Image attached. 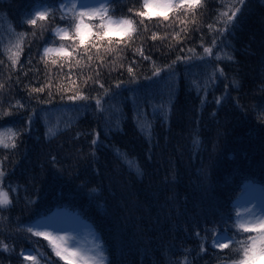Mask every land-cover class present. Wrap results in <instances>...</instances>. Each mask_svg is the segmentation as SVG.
<instances>
[{"label":"trees","instance_id":"1","mask_svg":"<svg viewBox=\"0 0 264 264\" xmlns=\"http://www.w3.org/2000/svg\"><path fill=\"white\" fill-rule=\"evenodd\" d=\"M62 1L0 0V134L19 133L15 149L0 148L2 187L13 201L0 209V241L9 247H0V264H31L24 256L33 250L40 264H65L26 231L56 208L89 223L106 264L228 260L231 249L212 240L235 234L234 200L245 186L264 185V0H204L195 17L179 13L186 24L152 12L131 42L111 34L128 47L93 52L91 67L71 69L70 78L67 66L52 65L55 53L41 60L45 46L71 43L53 35L68 22L59 12L35 27L24 22ZM140 6L109 5L134 19L128 9ZM9 50L19 52L15 66ZM76 92L89 98L69 100Z\"/></svg>","mask_w":264,"mask_h":264},{"label":"snow or ice","instance_id":"2","mask_svg":"<svg viewBox=\"0 0 264 264\" xmlns=\"http://www.w3.org/2000/svg\"><path fill=\"white\" fill-rule=\"evenodd\" d=\"M116 2V0H99L97 6H90L87 0H63L61 6L50 12L47 8L36 9L35 11L28 14V18L24 21L28 25L33 27L38 25V22H44L52 16L55 20V12L60 13V19L67 21L65 27L56 26L53 29V35L58 37L60 40H69L71 43L68 46L61 44L58 47L45 46L41 60L47 64L50 59V54L55 53L56 59H51L52 65H57L61 71L65 66L69 68V78L72 75L71 69L80 68L81 70L85 67H91V61L93 60V52L99 56L100 49L103 48L106 54H113L116 49L112 47L115 44L119 47L121 44L124 47H128L129 43L133 39V36L137 34L141 29H146L144 21L152 20V10H157V14L165 12H173L175 19L179 20V13L183 12L184 16L187 17L191 14L193 17L196 15L197 9L203 7L204 0H141L140 9L129 8V14L139 19H134L132 16H120L114 15L115 9L110 8L109 5ZM239 11V9H237ZM235 15V13H233ZM170 18L167 15L162 16L163 21H168ZM232 21V16L228 17V22ZM195 23V20L192 21ZM179 23L186 24L185 20H179ZM113 32H121L128 35V42L123 38L114 39L111 35ZM34 34V33H33ZM153 40L157 39L155 33H153ZM179 34H177V39ZM23 35L21 34L20 40L17 42V47L22 42ZM71 49V50H69ZM22 50V49H21ZM141 56H143L142 49L137 50ZM206 54L211 53V48L204 49ZM19 52H11L9 50V60L12 65L15 66L18 62ZM79 57V59H77ZM89 63H83L84 60ZM144 59H150L144 57ZM178 59H181L178 57ZM187 59H190L187 58ZM75 61V63H73ZM171 67V66H169ZM128 72L132 73L133 69L128 67ZM159 69H156L154 75L159 74ZM98 75V73H97ZM92 77H88L84 80L86 85ZM98 83V81H95ZM235 83V81H234ZM74 87L77 85L75 81H72ZM50 87V85H45ZM101 88L104 86L101 84ZM0 88L3 85L0 84ZM72 88H68L65 91H72ZM44 88H33L32 92H43ZM107 91V90H106ZM89 97L83 95L80 92H76L73 95L68 96L71 101L76 100H87ZM19 104V102H17ZM2 104V101H0ZM97 107H102L100 98L96 99ZM11 107V105L9 106ZM22 108L23 105H20ZM8 111H4L2 115H9ZM29 121L31 118L29 117ZM9 137H5L0 134V148L4 149H15L17 146L16 140L18 139L19 133L9 130ZM49 133L55 135L51 129ZM93 144L96 140L92 141ZM54 159V158H53ZM3 162L0 161V164ZM131 167V165H130ZM142 171L138 172V175H142ZM4 171L0 168V209L10 206L13 201L9 197V193L4 190L3 178ZM237 219L234 221L232 227L236 229L234 235L227 237L228 242H224L220 236H216L212 240V246L219 249L230 248V254L228 260L221 258V264H257V261H264V212L257 213L255 209H249L246 213H236ZM32 233L34 236L43 237L49 242L50 247L53 249L55 255L64 261L65 264H106L107 256L104 255V246L101 243L99 245V251L94 252L92 249H85L79 244H74L71 238L55 235L48 231L34 230L28 228L26 230ZM240 237V238H237ZM0 247L4 251H9V247L0 241ZM203 251V247H201ZM102 257V258H101ZM45 259L42 254L33 250L32 253L24 256V260L30 261L31 264H40L41 260ZM187 264V261L185 262Z\"/></svg>","mask_w":264,"mask_h":264},{"label":"rangeland","instance_id":"3","mask_svg":"<svg viewBox=\"0 0 264 264\" xmlns=\"http://www.w3.org/2000/svg\"><path fill=\"white\" fill-rule=\"evenodd\" d=\"M87 2L90 6H97L99 0H87ZM152 12L157 13V10L153 9ZM168 13L169 12H165L160 15H167ZM111 34L126 35L121 32H113ZM61 44L64 43L47 46L58 47ZM64 45L67 46L66 44ZM261 199L264 200V187L260 183H250L247 184L238 197H236L234 206L237 209V213H246L249 209H255L257 213H262ZM236 219L237 217L235 214V220ZM34 226L36 230L48 231L55 235L71 238L74 244H79L86 250L92 249L94 252L99 251L100 241L92 227L86 220L81 218V216L68 209H55L51 215L37 220ZM71 227L74 228L70 230L69 228ZM217 236H220V234H217ZM220 238L224 240V242H228L227 236L223 235L220 236Z\"/></svg>","mask_w":264,"mask_h":264},{"label":"bare ground","instance_id":"4","mask_svg":"<svg viewBox=\"0 0 264 264\" xmlns=\"http://www.w3.org/2000/svg\"><path fill=\"white\" fill-rule=\"evenodd\" d=\"M74 227H71V228H69L70 230H72Z\"/></svg>","mask_w":264,"mask_h":264}]
</instances>
